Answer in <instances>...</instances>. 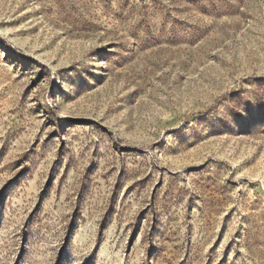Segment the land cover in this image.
Returning <instances> with one entry per match:
<instances>
[{
    "label": "rangeland",
    "instance_id": "374dc122",
    "mask_svg": "<svg viewBox=\"0 0 264 264\" xmlns=\"http://www.w3.org/2000/svg\"><path fill=\"white\" fill-rule=\"evenodd\" d=\"M0 264H264V0H0Z\"/></svg>",
    "mask_w": 264,
    "mask_h": 264
},
{
    "label": "bare ground",
    "instance_id": "6f19581e",
    "mask_svg": "<svg viewBox=\"0 0 264 264\" xmlns=\"http://www.w3.org/2000/svg\"><path fill=\"white\" fill-rule=\"evenodd\" d=\"M60 118L61 119H63V118H65L66 117V114H65V110H62L61 112H60Z\"/></svg>",
    "mask_w": 264,
    "mask_h": 264
}]
</instances>
